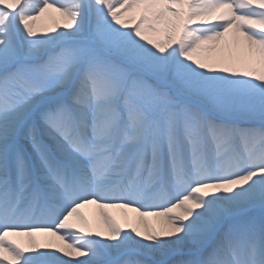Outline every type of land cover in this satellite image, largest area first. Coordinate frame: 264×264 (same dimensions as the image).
<instances>
[{
  "label": "snow or ice",
  "instance_id": "obj_1",
  "mask_svg": "<svg viewBox=\"0 0 264 264\" xmlns=\"http://www.w3.org/2000/svg\"><path fill=\"white\" fill-rule=\"evenodd\" d=\"M0 264H264V0H0Z\"/></svg>",
  "mask_w": 264,
  "mask_h": 264
},
{
  "label": "bare ground",
  "instance_id": "obj_2",
  "mask_svg": "<svg viewBox=\"0 0 264 264\" xmlns=\"http://www.w3.org/2000/svg\"><path fill=\"white\" fill-rule=\"evenodd\" d=\"M111 211H114V212H111V214L113 216H115V218L122 224V227H124V218L125 216L127 217H133L135 215H133L131 212L129 211H126V213L124 214H120L116 211V209H110ZM85 214H86V217L89 219V221L94 225V227H102V222L100 221V219L96 216V213L94 211H91L90 209L89 210H86L85 211ZM154 223V225L157 223V222H152ZM127 230V229H126ZM48 239H52V238H48ZM53 240V239H52ZM53 242L55 243H59L58 241H55L53 240ZM21 243H26L25 241H22Z\"/></svg>",
  "mask_w": 264,
  "mask_h": 264
},
{
  "label": "rangeland",
  "instance_id": "obj_3",
  "mask_svg": "<svg viewBox=\"0 0 264 264\" xmlns=\"http://www.w3.org/2000/svg\"><path fill=\"white\" fill-rule=\"evenodd\" d=\"M53 15H55V14H53ZM35 26H36V29L38 30V31H44V30H46V29H48L49 27H50V21L47 19V18H41L40 20H37L36 22H35ZM258 126V125H257ZM91 210V211H94L95 213H96V216H97V212L99 211L98 209H96L95 208V206H88V207H86L85 209H82L81 211L85 214V211L86 210ZM107 211H109L110 213L111 212H114V211H111L110 209L109 210H107ZM116 211L118 212V213H120V214H124V213H126V209H116ZM133 215H135L134 213H132ZM85 216H86V214H85ZM98 217V216H97ZM99 218V217H98ZM100 219V218H99ZM146 219H148L149 220V222H157L156 221V218H153V217H148V218H146ZM101 221V220H100ZM102 222V221H101ZM154 224V223H153ZM121 226H122V224H121ZM126 230V229H125ZM24 240H26V238H24V237H22Z\"/></svg>",
  "mask_w": 264,
  "mask_h": 264
}]
</instances>
